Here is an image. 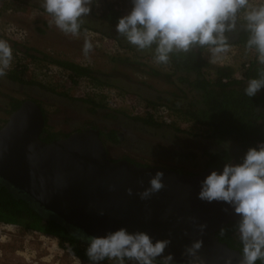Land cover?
<instances>
[{
  "label": "rangeland",
  "instance_id": "374dc122",
  "mask_svg": "<svg viewBox=\"0 0 264 264\" xmlns=\"http://www.w3.org/2000/svg\"><path fill=\"white\" fill-rule=\"evenodd\" d=\"M108 1L116 4L115 8L122 12V16L132 8L126 0ZM260 2L261 0H250L253 5H259ZM100 4L101 0H98L96 7L93 9L92 5L91 12L80 18V24L83 26L77 36H71L55 26L52 22L53 18L43 8V0H0V41L10 46L13 54L9 68L5 69L4 78H0V120L9 116L7 112H4V103L11 98L22 100L23 97L31 96V92L25 90L19 81L15 82L7 75L15 68V61L23 62L26 75L24 79L32 82L29 84H33L32 88L39 92L45 90L49 93L52 89L55 91L52 94L60 95V92L64 91L61 87H64L68 88L65 92H72L71 96L79 99H87L90 96L92 98L95 95L104 96L106 107L103 109L94 108L85 103H76L63 95L62 98L66 104L58 100L60 103L57 106L43 98L42 105L51 118L52 128L57 132L67 129L63 122L68 123L69 119L73 120L74 128L81 129L103 126L105 122L123 124V117L138 118L143 114L146 106L145 101L134 94L135 92L133 94L122 92L114 86L97 87L86 79L79 80L77 87H69L70 76L55 63L56 60H67L86 66L102 79L108 77L111 83L127 82L132 84V89L135 91L143 90L139 88H144L142 81H145L151 85V90L155 93L161 92L166 96L178 94L177 86L169 80L141 76L140 71L143 68L146 72L150 66L158 67L156 61L149 60L146 67L132 66L133 61H146L147 53L129 48L133 45L124 36L109 26L105 28L104 25L93 21L92 10L100 14L98 11ZM241 21L242 19L239 22ZM103 28L105 31L113 30L117 37H109L102 33L100 29L103 30ZM86 41L92 44L87 55L83 50ZM207 57L214 64L232 67L236 78H240L243 65L252 59L253 54L233 46L226 52L218 54L215 59L212 58L210 51ZM127 58L129 62H125ZM196 95L195 92L187 94L182 104L196 100ZM34 96L41 98L38 93ZM96 99L99 100V98ZM172 99L177 98L172 97ZM108 109L116 110L121 116L114 117ZM152 112L155 113L157 123L141 125V128L138 127L139 131L125 128V137H129L128 141L123 145L120 144L122 145L120 147H111L110 157L127 158L133 162L178 169L185 173H200L205 170L206 152L225 150L224 142L216 144L206 139L202 127L178 119L168 111V108L161 106ZM226 150L236 151L235 144L231 142ZM109 263L104 262V264ZM0 264L85 263L69 251L62 249L53 236L26 231L14 224L0 223Z\"/></svg>",
  "mask_w": 264,
  "mask_h": 264
},
{
  "label": "water",
  "instance_id": "95a60500",
  "mask_svg": "<svg viewBox=\"0 0 264 264\" xmlns=\"http://www.w3.org/2000/svg\"><path fill=\"white\" fill-rule=\"evenodd\" d=\"M44 126L41 107L27 100L0 127V183L15 196L81 234L104 235L126 227L147 231L154 239L170 238L164 255L174 253L177 264H224L228 257L238 264L241 252L221 242L217 232L239 217L222 202L198 199L202 180L219 169L187 174L112 161L99 130L46 142L41 139ZM157 171L164 172V188L140 199ZM201 223L207 224L204 233L197 227ZM197 239L203 240L198 255L187 256L186 246Z\"/></svg>",
  "mask_w": 264,
  "mask_h": 264
},
{
  "label": "clouds",
  "instance_id": "9594fccd",
  "mask_svg": "<svg viewBox=\"0 0 264 264\" xmlns=\"http://www.w3.org/2000/svg\"><path fill=\"white\" fill-rule=\"evenodd\" d=\"M94 2L98 0H43V8L59 30L77 36L80 18L91 12ZM241 19L249 34L246 47L254 50L258 63L264 65V0L259 5L250 0H132L131 10L119 18L116 31L139 50L155 45V61L166 64L171 53L187 52L193 46L208 47L215 59L228 50L226 33L234 31ZM91 48L86 41L85 55ZM12 55L10 46L0 41V76L9 68ZM261 90L264 71L248 81L244 93L252 98ZM230 143L224 142L225 149ZM163 177L164 172L157 171L150 186L139 192L140 199H150L164 188ZM128 193L131 195L133 189ZM198 199L222 202L239 217L237 232L242 249L238 264L264 262V142L250 147L241 162L230 161L222 171H211L201 182ZM197 227L204 233L207 224ZM83 235L88 242L85 254L89 264H177L174 253L164 255L170 238L154 239L147 231L131 232L126 227L104 235ZM202 246V239L194 240L186 246L185 254L196 257ZM224 264H233V259L226 258Z\"/></svg>",
  "mask_w": 264,
  "mask_h": 264
},
{
  "label": "trees",
  "instance_id": "16d2710c",
  "mask_svg": "<svg viewBox=\"0 0 264 264\" xmlns=\"http://www.w3.org/2000/svg\"><path fill=\"white\" fill-rule=\"evenodd\" d=\"M129 5H132V0H126ZM97 2L93 3L92 8L96 7ZM115 3L108 0H101L100 14L94 13L92 10L93 21L101 25L109 26L116 31V24L122 12L115 8ZM83 26L80 24V28ZM106 28V27H105ZM104 30V31H103ZM100 29L102 33L109 37L116 38L113 30ZM248 32L243 27V21L238 22L237 28L234 31L227 32L228 48L236 46L253 54L252 60L243 65L240 78H236L232 67L222 66L212 63L207 54L208 47L193 46L189 51H174L170 54L169 61L166 64H158V67L150 66L149 70L145 72V68L140 71L143 78L148 76L159 77L169 80L177 86L178 94H169L170 97L155 93L151 90V85L142 81L144 88L141 91L133 90L132 84L126 83H111L107 79H102L92 69L71 62L67 60H56L55 63L64 69L70 76L68 86L77 87L78 81L86 79L97 87L114 86L122 92H127L138 95L143 101L147 109L153 111L161 106L168 108L171 114L178 117V119L192 123L198 127L203 128V135L206 139L220 144L225 141H230L235 144L236 151L219 150L209 151L207 155V162L205 169L217 168L222 171L223 166L228 163H239L244 157L245 153L250 147L258 146L264 142V90L257 93L256 96L250 98L245 95L244 89L250 79L259 76L261 71H264V65L257 61V56L254 50H249L246 47L248 39ZM129 48L138 49L136 46ZM155 45L150 49H144L146 61H133L131 64L134 68L148 66L146 63L155 61ZM125 62H129L127 58ZM149 64V63H148ZM156 64V63H155ZM20 66L16 65L7 75L14 81H19L23 84L32 83L26 81L24 69L19 70ZM138 86V85H136ZM60 95L76 103L89 104L94 108H105L104 96L95 95L87 99L75 98L72 92H65L68 88H64ZM52 92H55L51 89ZM64 92V93H63ZM149 96H148V94ZM195 92L196 100H191L183 103V98L187 94ZM176 95V96H175ZM176 97L177 99H172ZM96 98H99L97 100ZM40 107L44 108L42 101L34 100ZM57 102V101H56ZM23 100L13 99L11 103H4L8 115L17 110ZM60 103L59 101L57 102ZM66 104L65 102H63ZM196 103V105H195ZM192 105V106H191ZM114 116V115H113ZM139 122L143 124L153 125L157 123L155 113L148 111L145 115L139 116ZM7 119H2L5 122ZM160 125V124H159ZM93 128V127H92ZM84 129L76 128L75 131H82ZM43 134V137H42ZM45 134V136H44ZM69 134H62V132L55 131L50 124L45 120V126L41 133L42 140L51 142L57 139L66 138ZM111 141H116L115 136H108ZM142 165V164H140ZM148 164H144L147 166ZM178 170V169H175ZM183 172L182 170H178ZM188 174H198L187 172ZM239 220V219H238ZM238 220L230 221L227 225L217 232V237L221 242H225L231 248L241 252L242 244L239 240L237 232ZM0 223L14 224L20 226L26 231H35L44 235L53 236L58 240L59 246L69 251L72 255L82 260L85 264H89V260L85 254L88 246L87 239L83 234L70 230L66 225L59 223L55 218L42 213V208L35 207L28 200L17 197L5 185L0 183ZM107 262V261H105ZM110 264V263H109ZM256 264H264L258 260Z\"/></svg>",
  "mask_w": 264,
  "mask_h": 264
},
{
  "label": "flooded vegetation",
  "instance_id": "af4514ba",
  "mask_svg": "<svg viewBox=\"0 0 264 264\" xmlns=\"http://www.w3.org/2000/svg\"><path fill=\"white\" fill-rule=\"evenodd\" d=\"M4 76L2 75V76H0V78H4ZM15 82H17V81H15ZM20 85L25 90H29V92H31V96L29 95V97H23V99H22L23 102H25L27 100L34 101L36 99H39V100L42 101L43 98H45L46 99L45 101H47V102H53V104H55L56 106L58 104L57 103L58 100L61 101L62 103L65 102V100L62 98V95H59V94L55 95V94H52V92H49L48 93V91H45V90H42V92H39V90H36V89L32 88V85L33 84H29V83L28 84H23V83H21ZM37 93L40 95L41 98H35V97H38V96H34ZM13 99L18 100L16 98H11L6 103H8V104L11 103V101ZM56 100H57V102H56ZM19 101H20V99H19ZM6 109H7V107L5 108V111L4 112H7ZM41 110H42V113H43V116H44L45 120L47 119V123L50 124L51 118H50L49 114L46 112L45 108H42L41 107ZM108 112L111 113V114H113L114 117L115 116H118V117L121 116L119 114V112H117L114 109L113 110L112 109L111 110L108 109ZM7 114H8V112H7ZM9 116L8 117H5L3 119L4 120L5 119L8 120ZM1 121L2 120H0V127L6 122V121L5 122H1ZM69 121H70V123H69ZM69 121H68V123H67V121H65V123L63 122L64 126L67 127V129L65 131H63L62 134H69V135H71V134H73L75 132H78V131H75L76 128L73 127V124H72L73 120H70L69 119ZM122 122H123V124L121 122H105L103 126L97 125V126H91V127L84 128V130H89V129H97V130H99L100 137H101V139H102V141H103V143L105 145V148H106L107 156L112 161H119V160L125 159V158L122 159V158H116V157L112 158V157L109 156V151H110V148L111 147H117V146L120 147L125 142L128 141V138L129 137H125L126 136L125 135V128H128L129 127V129H131V130L139 131V128L138 127L141 128L142 127L141 125H144L142 122H139L137 118L131 117V116L130 117H126L125 116V118L123 117L122 118ZM84 130H82V131H84ZM44 136H45V134H44ZM108 136H111V137L112 136H115L117 139H116V141H111V140L108 139ZM42 137H43V134H42ZM42 137H41V139H43ZM120 144H122V145H120ZM126 160H128V159L126 158ZM129 161L132 162V163H135L136 165H140V164L144 165V164H146V163L133 162L132 160H129ZM147 166H149V165H147ZM157 167H159V166H157ZM175 171L180 172L178 170H175ZM180 173H185V172H180Z\"/></svg>",
  "mask_w": 264,
  "mask_h": 264
},
{
  "label": "built area",
  "instance_id": "2783aa9c",
  "mask_svg": "<svg viewBox=\"0 0 264 264\" xmlns=\"http://www.w3.org/2000/svg\"><path fill=\"white\" fill-rule=\"evenodd\" d=\"M16 62V65H19L20 64V66L18 67V68H20V70H22V69H24V67L25 66H23V62L21 63V62H18V61H15ZM16 65H15V67H16ZM148 111H153L151 108L150 109H145V111L143 112V114L142 115H140V116H143V115H145ZM169 111V110H168ZM170 112V111H169Z\"/></svg>",
  "mask_w": 264,
  "mask_h": 264
}]
</instances>
